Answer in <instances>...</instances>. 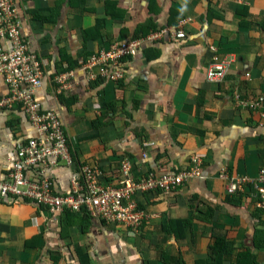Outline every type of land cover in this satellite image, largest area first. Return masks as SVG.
<instances>
[{
	"label": "crops",
	"instance_id": "1",
	"mask_svg": "<svg viewBox=\"0 0 264 264\" xmlns=\"http://www.w3.org/2000/svg\"><path fill=\"white\" fill-rule=\"evenodd\" d=\"M13 4L24 44L47 68L34 97L58 114L77 163L110 175L127 157L138 179L190 167L195 156L203 177L171 193L137 194L148 217L135 234L84 212L55 214L0 198V264H264V209L249 187L229 196L219 176L228 169L253 179L264 166V121L234 100L236 92L264 95V0ZM180 19L183 39H147ZM134 39L139 46L121 63L123 79L87 80L83 63L91 55ZM215 53L230 60L221 83L206 78ZM59 76L68 84L61 93ZM7 93L0 75V96ZM35 136L20 110L0 112V181L10 180L18 148ZM71 171L49 170L58 192L69 190Z\"/></svg>",
	"mask_w": 264,
	"mask_h": 264
},
{
	"label": "built area",
	"instance_id": "2",
	"mask_svg": "<svg viewBox=\"0 0 264 264\" xmlns=\"http://www.w3.org/2000/svg\"><path fill=\"white\" fill-rule=\"evenodd\" d=\"M183 24L180 19L176 26L173 25L175 27L158 29L147 39L160 40L166 34L174 41L181 40L185 37ZM0 41L10 45L9 50L0 46V75L8 87V93L0 96V112L20 110L37 131V136L29 138L18 148L10 180L0 181V198L28 200L55 214L85 211L92 218L123 225L135 234L148 217L139 207L137 194L171 193L187 181L203 177V159L195 156L190 159V167L162 175L148 173L138 179L134 178L131 161L127 157L110 175L99 166L77 163L69 151L68 134L58 114L53 109L42 108L34 97L47 68L41 56L24 44L13 0H0ZM138 46L139 40L136 39L118 41L94 53L83 63L87 80L120 81L124 77L121 63L135 55ZM229 65L228 58L213 54L206 71L207 80L221 83ZM56 82L60 84V93L68 86L65 76H59ZM234 100L239 109L259 113L264 121V95L244 97L236 92ZM143 145L146 147L148 144ZM58 167L72 169L67 192H58L48 175L49 170L52 172ZM29 172H32V177H29ZM106 176H110L112 181L108 183ZM219 176L226 182L229 196L242 193L249 187L257 206L264 209V166L253 179L233 175L228 169H222Z\"/></svg>",
	"mask_w": 264,
	"mask_h": 264
},
{
	"label": "trees",
	"instance_id": "3",
	"mask_svg": "<svg viewBox=\"0 0 264 264\" xmlns=\"http://www.w3.org/2000/svg\"><path fill=\"white\" fill-rule=\"evenodd\" d=\"M42 20H48V18H46V19H42L41 18V20L40 21H42ZM156 31V30H155ZM42 106V105H41ZM42 108H44L43 106H42ZM45 109V108H44ZM60 119V118H59ZM61 120V119H60ZM62 122V121H61ZM64 127V126H63ZM67 145H68V148H69V151H70V153H71V155H72V157L74 158V155L72 154V151H71V148H70V143H69V138H67ZM75 159V158H74ZM81 165H85V164H81ZM59 168V167H58ZM71 212H73V211H65V213L67 214H69V213H71ZM84 213H86L85 211H84ZM86 215H88L87 213H86ZM144 224V223H143ZM214 251L215 252H219V249H214Z\"/></svg>",
	"mask_w": 264,
	"mask_h": 264
},
{
	"label": "clouds",
	"instance_id": "4",
	"mask_svg": "<svg viewBox=\"0 0 264 264\" xmlns=\"http://www.w3.org/2000/svg\"><path fill=\"white\" fill-rule=\"evenodd\" d=\"M185 4H186V0H185ZM182 11H183V9H182Z\"/></svg>",
	"mask_w": 264,
	"mask_h": 264
}]
</instances>
